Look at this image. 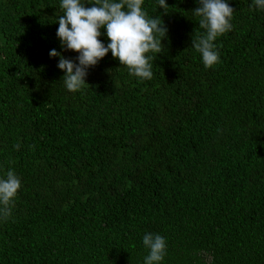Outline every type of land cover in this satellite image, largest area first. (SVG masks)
<instances>
[{
	"label": "trees",
	"instance_id": "16d2710c",
	"mask_svg": "<svg viewBox=\"0 0 264 264\" xmlns=\"http://www.w3.org/2000/svg\"><path fill=\"white\" fill-rule=\"evenodd\" d=\"M226 2L213 67L192 47L198 0H144L168 29L152 78L109 52L71 92L50 57L80 55L57 37L61 0H0V179L21 181L0 264H145L146 233L165 238L158 264H264V8Z\"/></svg>",
	"mask_w": 264,
	"mask_h": 264
},
{
	"label": "clouds",
	"instance_id": "9594fccd",
	"mask_svg": "<svg viewBox=\"0 0 264 264\" xmlns=\"http://www.w3.org/2000/svg\"><path fill=\"white\" fill-rule=\"evenodd\" d=\"M144 0H95L87 7L82 0H61L63 14L58 17L57 37L64 51L80 55L77 62L65 58L55 49L50 57H59L57 67L65 73L62 81L71 92L78 91L85 83L88 70L105 58L109 52L130 74L142 79H151L153 72L147 53L160 54L162 41L168 29L160 18H148L142 10ZM199 6L193 13L201 17L199 27L204 35H194L192 47L201 54L206 68L213 67L219 59L214 41L231 30L230 19L234 9L226 0H198ZM159 5L167 13L166 0ZM255 5L264 8V0H255ZM106 28L109 43L105 46L99 39L101 29ZM17 149L19 145H15ZM21 188V181L14 171L9 170L6 179H0V216L5 219L11 214V202ZM143 244L149 249L145 264H158L166 254L165 238L152 233L143 236Z\"/></svg>",
	"mask_w": 264,
	"mask_h": 264
}]
</instances>
